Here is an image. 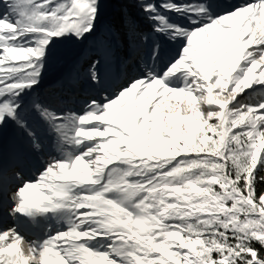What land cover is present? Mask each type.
<instances>
[{"label": "snow or ice", "instance_id": "6c2138e0", "mask_svg": "<svg viewBox=\"0 0 264 264\" xmlns=\"http://www.w3.org/2000/svg\"><path fill=\"white\" fill-rule=\"evenodd\" d=\"M103 8L0 0V264H264V0Z\"/></svg>", "mask_w": 264, "mask_h": 264}, {"label": "rangeland", "instance_id": "374dc122", "mask_svg": "<svg viewBox=\"0 0 264 264\" xmlns=\"http://www.w3.org/2000/svg\"><path fill=\"white\" fill-rule=\"evenodd\" d=\"M234 2H239V0H234ZM124 6V2L121 0H104V8H103V15H102V21L105 24L111 23V14L117 10V8L120 5ZM135 16H137L138 21L140 23H143L142 18H139L138 12H136ZM144 24V23H143ZM92 45V41H87L84 45H77L75 46V51L80 55H88V50L90 49ZM62 47H71V46H62ZM176 49L175 47H170L169 45L164 46V54L163 59L164 61H167L172 55H175ZM125 55L130 57L132 60H136L135 53L131 51H126ZM74 57L65 58L60 60L58 63L50 64L44 74V80L41 85L40 94L42 97L51 99V97L48 95L50 92V89L55 81L62 79L69 73L73 71V64H74ZM138 63V61H136ZM107 71V69H105ZM112 76L109 80V83L106 85L108 87L109 93L111 91L115 90V85L122 82L124 79L122 72L116 71L115 68L111 69ZM116 77H119L118 79ZM99 92V90H96ZM105 93L100 92V95H104ZM87 97V86L82 85L80 88L75 90V93L72 97V103H70V107H75L79 109L80 104L83 102V100ZM35 98V97H33ZM11 134V133H10ZM11 219L6 215V212L4 208L0 207V228L4 227H11L12 226ZM38 233V230H35ZM27 239H32L33 236L29 235V233H26ZM25 248H27V244L24 245Z\"/></svg>", "mask_w": 264, "mask_h": 264}, {"label": "trees", "instance_id": "16d2710c", "mask_svg": "<svg viewBox=\"0 0 264 264\" xmlns=\"http://www.w3.org/2000/svg\"><path fill=\"white\" fill-rule=\"evenodd\" d=\"M121 1H123V2L126 4V0H121ZM125 4H124V6L121 4V5L117 8V10H115V11L111 14V23H118V22H119L121 10H122L123 8H125ZM128 11H130L134 16H135V14H136V12H137V10H136L135 8L131 7L130 5L128 6ZM138 23H139V25H140L141 27H144L145 30H146V26H145L143 23H140L139 21H138ZM257 188H258V190H264V185H257Z\"/></svg>", "mask_w": 264, "mask_h": 264}, {"label": "bare ground", "instance_id": "6f19581e", "mask_svg": "<svg viewBox=\"0 0 264 264\" xmlns=\"http://www.w3.org/2000/svg\"><path fill=\"white\" fill-rule=\"evenodd\" d=\"M31 233H32V234H37V231L33 230ZM29 235H30V234H29Z\"/></svg>", "mask_w": 264, "mask_h": 264}]
</instances>
